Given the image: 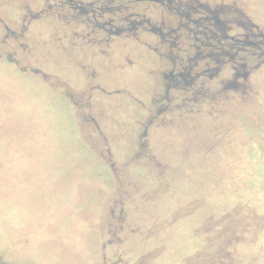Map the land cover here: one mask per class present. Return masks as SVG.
<instances>
[{
    "label": "rangeland",
    "instance_id": "obj_1",
    "mask_svg": "<svg viewBox=\"0 0 264 264\" xmlns=\"http://www.w3.org/2000/svg\"><path fill=\"white\" fill-rule=\"evenodd\" d=\"M42 6L0 0V263L264 264V58L170 104L148 49L88 58Z\"/></svg>",
    "mask_w": 264,
    "mask_h": 264
},
{
    "label": "flooded vegetation",
    "instance_id": "obj_2",
    "mask_svg": "<svg viewBox=\"0 0 264 264\" xmlns=\"http://www.w3.org/2000/svg\"><path fill=\"white\" fill-rule=\"evenodd\" d=\"M206 2L43 0L42 9L30 19L36 20L42 12L59 17L71 50L94 60H109L115 44L137 43L152 54L151 65L156 68L151 67V72L167 96L173 90L180 92L169 99L170 104L180 97L184 103L205 104L211 83L237 91L243 88L239 82L248 81L264 58V32L259 25L233 5ZM119 55L122 63L135 65L136 59L127 55L124 60L123 51ZM254 61L258 63L250 67ZM156 110L162 113L163 107Z\"/></svg>",
    "mask_w": 264,
    "mask_h": 264
},
{
    "label": "crops",
    "instance_id": "obj_3",
    "mask_svg": "<svg viewBox=\"0 0 264 264\" xmlns=\"http://www.w3.org/2000/svg\"><path fill=\"white\" fill-rule=\"evenodd\" d=\"M113 198H114V197H113ZM123 200H124V199H123ZM121 203H122V204H121V205H122V206H121V210L123 211V210H124V209H123V201H122ZM128 209H131V208H127V209H125V211L128 210ZM120 223H124V224H126L125 221H124V218H121V219H120ZM149 239H152V237L149 236Z\"/></svg>",
    "mask_w": 264,
    "mask_h": 264
},
{
    "label": "water",
    "instance_id": "obj_4",
    "mask_svg": "<svg viewBox=\"0 0 264 264\" xmlns=\"http://www.w3.org/2000/svg\"><path fill=\"white\" fill-rule=\"evenodd\" d=\"M0 264H4V263H0Z\"/></svg>",
    "mask_w": 264,
    "mask_h": 264
}]
</instances>
